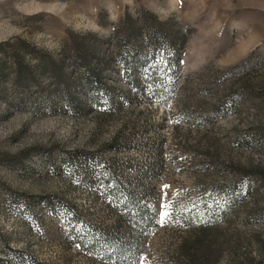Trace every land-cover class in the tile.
<instances>
[{
	"label": "rangeland",
	"instance_id": "1",
	"mask_svg": "<svg viewBox=\"0 0 264 264\" xmlns=\"http://www.w3.org/2000/svg\"><path fill=\"white\" fill-rule=\"evenodd\" d=\"M140 257L264 264V0H0V264Z\"/></svg>",
	"mask_w": 264,
	"mask_h": 264
},
{
	"label": "trees",
	"instance_id": "2",
	"mask_svg": "<svg viewBox=\"0 0 264 264\" xmlns=\"http://www.w3.org/2000/svg\"><path fill=\"white\" fill-rule=\"evenodd\" d=\"M73 45H72V50L75 52V57L76 59H80L81 60V63L85 64L87 66V62L90 60V53L89 52H86L85 50L82 49V46L81 44L76 41V40H73ZM14 58H15V61H16V64L18 66V76L17 78H19L22 74V60L20 59V57L18 56V54L15 52L14 53ZM47 63H49V67H50V70L55 73V68L56 70H61L60 68V65L56 64V62H54V60L51 58V57H48L47 58ZM56 65V66H55ZM198 243V241L196 240L194 242V244ZM196 247L192 245H190L189 247H184L183 250H181V252H184L186 255H188L190 258L192 257V255L190 254L191 251L195 250Z\"/></svg>",
	"mask_w": 264,
	"mask_h": 264
},
{
	"label": "snow or ice",
	"instance_id": "3",
	"mask_svg": "<svg viewBox=\"0 0 264 264\" xmlns=\"http://www.w3.org/2000/svg\"><path fill=\"white\" fill-rule=\"evenodd\" d=\"M163 207V205L161 206ZM160 220L163 223L166 219L170 218L171 213L170 212H160ZM133 264H143V257L137 258Z\"/></svg>",
	"mask_w": 264,
	"mask_h": 264
}]
</instances>
